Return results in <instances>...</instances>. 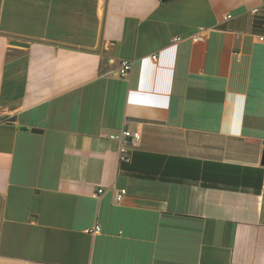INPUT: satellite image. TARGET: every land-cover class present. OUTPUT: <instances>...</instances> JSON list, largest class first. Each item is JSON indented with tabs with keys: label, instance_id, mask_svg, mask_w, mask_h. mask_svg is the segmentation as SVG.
Returning a JSON list of instances; mask_svg holds the SVG:
<instances>
[{
	"label": "crops",
	"instance_id": "0c3cea01",
	"mask_svg": "<svg viewBox=\"0 0 264 264\" xmlns=\"http://www.w3.org/2000/svg\"><path fill=\"white\" fill-rule=\"evenodd\" d=\"M260 36L264 0H0V264H264Z\"/></svg>",
	"mask_w": 264,
	"mask_h": 264
},
{
	"label": "built area",
	"instance_id": "2783aa9c",
	"mask_svg": "<svg viewBox=\"0 0 264 264\" xmlns=\"http://www.w3.org/2000/svg\"><path fill=\"white\" fill-rule=\"evenodd\" d=\"M257 11H258V8L253 9V13H256ZM231 17L232 16L230 14H228L225 17V19L228 20ZM181 39H182L181 37H176L174 39V41H179ZM192 39L195 41H201V40H203V36H201L199 33V34H196ZM260 40H264V37L260 36ZM152 59L156 61L157 55L153 54ZM131 70H132V62L129 60H122L120 62V66H119L118 70L116 71V74H118L119 76H126L130 73ZM111 138L118 140L121 144L120 161L122 163H130V161L132 159V156L130 154V147H136L139 144V140H140L139 132L123 129L121 133L111 135ZM99 192L102 193L103 190L100 189ZM126 193H127L126 189L119 190V192L117 193V201H121ZM99 230H100V228L96 227L93 231L95 232V231H99Z\"/></svg>",
	"mask_w": 264,
	"mask_h": 264
},
{
	"label": "water",
	"instance_id": "95a60500",
	"mask_svg": "<svg viewBox=\"0 0 264 264\" xmlns=\"http://www.w3.org/2000/svg\"><path fill=\"white\" fill-rule=\"evenodd\" d=\"M12 45H17V46H24V47H27L28 46V43H25V42H21V41H12ZM34 131H38L37 129H34Z\"/></svg>",
	"mask_w": 264,
	"mask_h": 264
}]
</instances>
